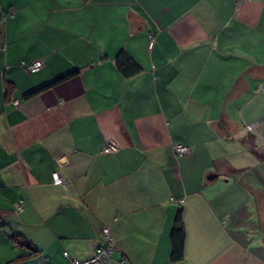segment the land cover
I'll use <instances>...</instances> for the list:
<instances>
[{
	"label": "crops",
	"instance_id": "0c3cea01",
	"mask_svg": "<svg viewBox=\"0 0 264 264\" xmlns=\"http://www.w3.org/2000/svg\"><path fill=\"white\" fill-rule=\"evenodd\" d=\"M105 228L112 264H264V0H0V264Z\"/></svg>",
	"mask_w": 264,
	"mask_h": 264
},
{
	"label": "built area",
	"instance_id": "2783aa9c",
	"mask_svg": "<svg viewBox=\"0 0 264 264\" xmlns=\"http://www.w3.org/2000/svg\"><path fill=\"white\" fill-rule=\"evenodd\" d=\"M245 1V0H241ZM154 38L153 36L150 37V45H153ZM45 63L43 60H36L30 63H27L25 61L22 62V66L25 67V69L31 73L38 72L40 69L44 67ZM15 104L17 105L18 102L15 101ZM249 129H253L254 125H248ZM262 140H260L261 142ZM118 147L117 145L113 143L107 144L103 151L106 153H115L117 152ZM174 151L178 154H185L188 153L189 147L182 145V144H177L174 146ZM53 176V182L56 185H64L67 182V179L65 176L59 171L56 170L52 174ZM104 236L106 238V243L101 246L94 247V252L93 255L85 260H80V259H72V264H112V254H113V244H112V237L110 233L109 228H105L103 230ZM64 255L67 257H70V254L68 251H64Z\"/></svg>",
	"mask_w": 264,
	"mask_h": 264
},
{
	"label": "trees",
	"instance_id": "16d2710c",
	"mask_svg": "<svg viewBox=\"0 0 264 264\" xmlns=\"http://www.w3.org/2000/svg\"><path fill=\"white\" fill-rule=\"evenodd\" d=\"M116 63L120 71L125 76H131L141 70V65L125 50H121L116 58ZM65 77V76H64ZM17 239V236H15ZM171 251L170 257L173 261L182 260L184 258V248L186 240V229L183 219V206H179L173 222L171 234ZM18 243L29 246L32 248L30 243L25 240H19ZM33 249V248H32Z\"/></svg>",
	"mask_w": 264,
	"mask_h": 264
}]
</instances>
